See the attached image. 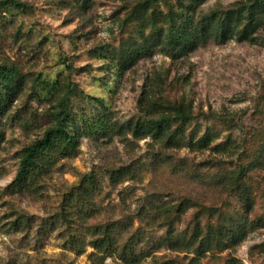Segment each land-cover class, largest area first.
<instances>
[{"label":"rangeland","instance_id":"obj_1","mask_svg":"<svg viewBox=\"0 0 264 264\" xmlns=\"http://www.w3.org/2000/svg\"><path fill=\"white\" fill-rule=\"evenodd\" d=\"M17 1L0 0V66L22 84L0 115V264H264V14L253 41L212 37L185 56L166 43L188 16L212 30L239 16V33L259 0ZM68 92L74 118L106 113L117 132L83 135L32 188L8 190ZM177 113L191 116L178 147L135 133ZM87 175L98 192L63 221ZM233 227L237 243L217 236ZM107 229L112 247L96 245Z\"/></svg>","mask_w":264,"mask_h":264},{"label":"trees","instance_id":"obj_2","mask_svg":"<svg viewBox=\"0 0 264 264\" xmlns=\"http://www.w3.org/2000/svg\"><path fill=\"white\" fill-rule=\"evenodd\" d=\"M81 1L86 3L88 0ZM4 5L8 7L9 5H20V3L17 0H6ZM263 14L264 2L259 0L256 5L251 7L248 12L247 23L239 33L237 32L240 26L239 16L227 15L221 23L216 25V30H212V17H205L195 26L191 17L188 16L186 26L182 29L169 30L166 43L170 50L175 51L180 56H185L212 37L222 42L228 41L233 36H238L241 40L253 41L252 35L260 29ZM143 55H147L146 46H141L135 51L127 49L123 53L122 64L133 63ZM21 85V76L15 67L0 66V115H4L8 111L9 105L21 90ZM69 97L70 92L61 101L60 111L56 114L55 125L45 132L42 139L24 149L19 171L15 180L7 188L8 190L18 192L32 188L57 163L77 154L79 141L83 135L106 137L117 132V124L106 113L98 118L84 117L82 122L74 118L69 111ZM97 101L101 100L97 99ZM190 118L191 116L185 113L164 115L159 119H151L147 125L141 126L138 123L135 127V133L141 135L148 132L155 138L168 136V143L178 147L185 139L184 125ZM172 127L175 129L173 130ZM98 190L99 181L95 176L83 177L79 185L73 187L65 195L60 218L63 221H70L71 217H82L85 213V204ZM23 221L24 218L20 217L17 223H23ZM243 231L244 229L241 227L224 228L217 232V236L237 243L240 241ZM111 233V230L107 229L105 238L97 242L96 245L112 247L114 241ZM128 258L133 259L131 256Z\"/></svg>","mask_w":264,"mask_h":264}]
</instances>
